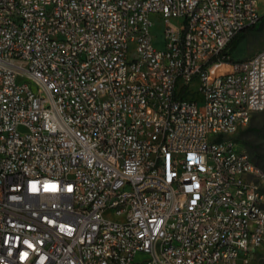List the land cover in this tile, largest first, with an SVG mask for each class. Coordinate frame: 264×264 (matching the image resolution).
Masks as SVG:
<instances>
[{
	"label": "built area",
	"instance_id": "1",
	"mask_svg": "<svg viewBox=\"0 0 264 264\" xmlns=\"http://www.w3.org/2000/svg\"><path fill=\"white\" fill-rule=\"evenodd\" d=\"M263 13L0 0V264H251L264 168L234 136L264 110V49L224 51Z\"/></svg>",
	"mask_w": 264,
	"mask_h": 264
},
{
	"label": "rangeland",
	"instance_id": "2",
	"mask_svg": "<svg viewBox=\"0 0 264 264\" xmlns=\"http://www.w3.org/2000/svg\"><path fill=\"white\" fill-rule=\"evenodd\" d=\"M261 10H264V0H260ZM264 13L261 15L263 16ZM178 19H174L173 23H178ZM153 34L156 44H161L162 23L156 22L153 27ZM264 49V19L258 20L251 28H249L237 49L232 53V59H242L251 57L257 52ZM194 90H198L199 83L193 84ZM239 146L246 150L253 160L260 161L264 167V110L254 114L250 123L240 129L234 136ZM117 219V217H115ZM145 254L138 253L136 258L141 259ZM251 264H264V246L256 248L251 255Z\"/></svg>",
	"mask_w": 264,
	"mask_h": 264
},
{
	"label": "trees",
	"instance_id": "3",
	"mask_svg": "<svg viewBox=\"0 0 264 264\" xmlns=\"http://www.w3.org/2000/svg\"><path fill=\"white\" fill-rule=\"evenodd\" d=\"M264 19V15L260 17L259 20H263ZM253 25L248 26L246 28H244L241 32L238 33V35L233 39V41L229 44V46L227 47V49L224 51L225 57H232V53L237 49V47L240 45L241 41L244 39L245 33L246 31L251 28ZM257 164H259L261 166L260 161H256ZM263 167V166H262ZM264 168V167H263Z\"/></svg>",
	"mask_w": 264,
	"mask_h": 264
}]
</instances>
